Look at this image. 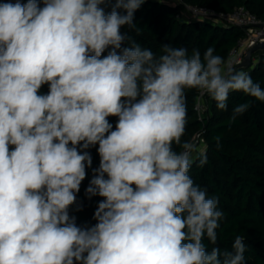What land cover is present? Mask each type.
<instances>
[{
	"label": "clouds",
	"instance_id": "1",
	"mask_svg": "<svg viewBox=\"0 0 264 264\" xmlns=\"http://www.w3.org/2000/svg\"><path fill=\"white\" fill-rule=\"evenodd\" d=\"M144 2H0V264H245L243 237L217 245L219 201L189 175L185 89L220 110L230 92L264 102V89L212 47L157 57L132 41L121 29ZM97 145L85 194L102 199L82 228L69 209Z\"/></svg>",
	"mask_w": 264,
	"mask_h": 264
},
{
	"label": "trees",
	"instance_id": "2",
	"mask_svg": "<svg viewBox=\"0 0 264 264\" xmlns=\"http://www.w3.org/2000/svg\"><path fill=\"white\" fill-rule=\"evenodd\" d=\"M192 6H204L217 12H230L244 6L260 20H264V0H181ZM3 2V0H0ZM26 2V0H22ZM111 10V5L106 11ZM181 7L160 0H145L134 13L135 26L121 29L132 41L142 48H149L158 57L163 54L165 45L183 47L191 55L194 49L201 52L212 47L215 55L226 61L229 51L244 38L245 33L236 26L213 25L208 21L185 20ZM127 46V42L125 45ZM107 54V51L104 55ZM257 62L245 71L255 83L264 89V51L255 52ZM48 85L40 89L47 94ZM199 89H185L187 124L182 141L193 143L196 135L204 139L203 153L207 163L200 167L198 153L192 158L189 175L209 198L215 196L218 210L223 218L219 221L217 245L231 250L236 236L244 239L246 251L245 264H264V102L247 96L242 92H230L227 109L220 110L216 102L208 96L206 109L201 118L195 110ZM248 103V110L232 119L233 109ZM113 129L116 117H109ZM219 138V147L217 139ZM177 151H180L178 146ZM98 145L88 151L92 165L86 168V177L77 193V202L69 209L70 216L76 218L79 227H91L96 221L94 212L99 196L89 198L85 190L93 176V169L99 167ZM77 207L80 208L77 211ZM209 251L212 245L205 239Z\"/></svg>",
	"mask_w": 264,
	"mask_h": 264
},
{
	"label": "built area",
	"instance_id": "3",
	"mask_svg": "<svg viewBox=\"0 0 264 264\" xmlns=\"http://www.w3.org/2000/svg\"><path fill=\"white\" fill-rule=\"evenodd\" d=\"M179 6L181 7V17L182 13L185 11L190 15V19L185 20L208 21L213 25H231L240 28L245 33V36L229 51L224 66L226 67L228 64H231L233 68L238 71H245L248 68L243 67L242 63L244 62L246 52L257 43L264 41V20L257 18L244 6L237 7L230 12H217L208 7L192 6L183 3L182 1ZM256 62L257 59L254 53L251 57V65L249 67L254 66ZM208 96L209 95L199 90L195 104V110L197 111L199 118L202 117L203 112L206 109V99ZM193 144L195 147L198 145H204V139L200 134L196 135Z\"/></svg>",
	"mask_w": 264,
	"mask_h": 264
},
{
	"label": "water",
	"instance_id": "4",
	"mask_svg": "<svg viewBox=\"0 0 264 264\" xmlns=\"http://www.w3.org/2000/svg\"><path fill=\"white\" fill-rule=\"evenodd\" d=\"M258 50H263L264 51V41L260 42V43H257L254 47L250 48L246 52L244 62L242 63L243 67H249L251 65V57Z\"/></svg>",
	"mask_w": 264,
	"mask_h": 264
},
{
	"label": "rangeland",
	"instance_id": "5",
	"mask_svg": "<svg viewBox=\"0 0 264 264\" xmlns=\"http://www.w3.org/2000/svg\"><path fill=\"white\" fill-rule=\"evenodd\" d=\"M160 1H164V2L170 3L172 5H179L181 2L180 0H160ZM182 18L183 19H190V15L185 11L182 13ZM203 149H204V145L196 146V151H194L192 153V158H194L198 153H201L203 151Z\"/></svg>",
	"mask_w": 264,
	"mask_h": 264
}]
</instances>
